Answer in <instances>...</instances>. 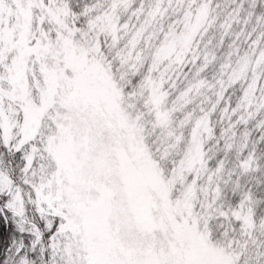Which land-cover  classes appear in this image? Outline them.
I'll use <instances>...</instances> for the list:
<instances>
[{
  "label": "snow or ice",
  "instance_id": "snow-or-ice-1",
  "mask_svg": "<svg viewBox=\"0 0 264 264\" xmlns=\"http://www.w3.org/2000/svg\"><path fill=\"white\" fill-rule=\"evenodd\" d=\"M0 219V264H264V0H0Z\"/></svg>",
  "mask_w": 264,
  "mask_h": 264
},
{
  "label": "trees",
  "instance_id": "trees-1",
  "mask_svg": "<svg viewBox=\"0 0 264 264\" xmlns=\"http://www.w3.org/2000/svg\"><path fill=\"white\" fill-rule=\"evenodd\" d=\"M0 223H2V219H0ZM11 222L9 221V224H10ZM4 227H8V225H4ZM15 235H17V236H19L20 234L19 233H14Z\"/></svg>",
  "mask_w": 264,
  "mask_h": 264
}]
</instances>
